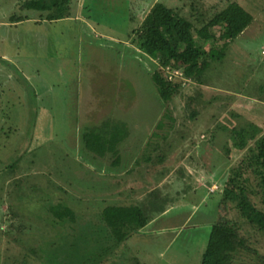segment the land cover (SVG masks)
<instances>
[{
	"label": "rangeland",
	"instance_id": "rangeland-1",
	"mask_svg": "<svg viewBox=\"0 0 264 264\" xmlns=\"http://www.w3.org/2000/svg\"><path fill=\"white\" fill-rule=\"evenodd\" d=\"M155 1L179 7L192 19L197 10L209 16L212 10L207 9L216 4L223 8L233 0H73L71 15L58 20L32 7L42 0H0V264H23L33 247L41 252L47 247L51 264H57L65 247L77 258L91 254L92 264L111 255L103 252L110 244L103 233H96L97 241L90 245L79 238V225L53 224L52 205L69 198L90 233L103 228L96 213L105 206L133 201L143 207L149 223L114 248V264H202L212 227L220 218V194L211 193L220 185L207 182L209 176L223 175L224 150L233 143L227 128L245 129L247 123L260 121L264 129L262 104L237 91L244 70L261 59L264 0H237L254 15L253 26L245 32L253 39L240 36L226 53L223 70L212 68L211 80L201 89V104L191 103L188 96L198 94L190 87L165 103V110L149 75L159 64L154 57H143L132 43L143 11ZM13 16L25 19L13 23ZM87 62L91 69L85 78ZM164 70L171 78L180 73ZM220 95L223 99L213 101ZM167 109L169 115L162 119ZM192 111L198 113L195 118L190 117ZM118 123L129 130L117 146L119 153L93 159L95 154L82 142L83 129L99 128L110 137ZM152 133L168 135L167 140L152 137L162 141L159 152L166 161L156 167L144 158L145 164L134 173H117L134 163ZM243 151H231L232 164ZM152 158L159 162L158 155ZM119 180L123 187V180L135 187L123 188ZM230 215L239 221L237 213ZM70 225L78 236L64 235L62 244L52 242L57 234L72 232ZM256 237L251 234V243L263 254L264 238ZM28 261L39 264L32 255ZM244 264L254 263L247 259Z\"/></svg>",
	"mask_w": 264,
	"mask_h": 264
},
{
	"label": "trees",
	"instance_id": "trees-1",
	"mask_svg": "<svg viewBox=\"0 0 264 264\" xmlns=\"http://www.w3.org/2000/svg\"><path fill=\"white\" fill-rule=\"evenodd\" d=\"M42 1L44 2L32 4V7L36 10L43 8L42 10L48 11L49 20H58L71 15L73 0ZM193 2L197 4L195 0ZM178 8L171 7L161 1H155L146 11H143L145 15L142 23L133 33L135 36L133 43L140 49L142 56L146 58L154 57L159 64H156L155 69L149 72V75L150 81L155 85L158 98L164 104V110L166 109L165 103L171 102L178 95L189 91L190 87L194 88L198 94L197 96L193 94L188 96L192 100L191 103L201 104V94L204 96L201 89H205L206 82L211 80V75L214 73L212 68L213 71L218 73L223 70L222 65L225 62L226 53L230 52V47L236 43L240 36L250 38L248 35L245 36V32L255 22L253 13L248 11L237 0L229 1L223 8L216 4L215 8L207 9V12L212 10V14H209V16H207L208 13L197 10V14L192 13V19L182 14ZM12 19L13 22H20L25 18L13 16ZM261 35H264V31ZM219 43L222 46L217 47ZM263 48L264 42L261 47V55L259 56L261 59H259L257 65H250L244 70L240 79L241 82H239L237 87V91H240L243 95L254 97L257 101L256 103L262 104V107H264ZM249 55L247 54V57ZM218 64L220 65L218 66ZM167 67L172 70L178 69L180 73L173 74L171 78V76L164 74V68ZM249 79H252L250 85H248ZM222 95L216 96L213 101L223 99ZM241 97L246 98L244 96ZM168 113V109L164 111L162 119L163 117L167 118ZM197 114V112L194 114L192 111L190 117L193 115L192 118H195ZM172 120L175 121L174 118ZM160 122H163V120ZM259 123L261 122L259 121ZM259 123L252 122L246 125L250 133L254 134L252 138L251 136L249 137L250 133L246 134L247 128H227L231 135L229 138L230 145L231 141L233 143L230 147L227 145L224 150L227 155L223 175L217 179L209 176L207 182L208 185L213 183L220 185L221 189L211 192L220 194V218L212 227L202 264H244L247 259L254 264H264V253L261 254L258 248L253 246L251 243L252 239H250L251 234L264 238V129ZM157 125V127H161L160 124ZM222 128L225 129L224 126ZM170 130L171 128H168L166 131ZM97 131L99 133L102 130L90 127L88 129L84 128L82 131V142L85 148L95 154L93 159H102L107 152L111 154L119 153L117 150L118 144L129 135V130L126 129L125 123H118L113 126L109 131L110 137L103 132L97 134ZM149 136L145 139V145L142 144V152L133 158L134 163L121 170L115 169L117 173L122 174L121 172L127 169L126 176L134 173L138 167H143L142 165L145 164L144 158L147 165L151 164V166H156L158 163L161 164L166 161L163 160L164 156H161L160 153L162 151V141L154 140L152 137L159 138L160 136L162 140H167L168 135L158 134L155 136L152 133ZM212 140H214V137ZM235 148L244 151L239 160L232 164L233 158L230 153ZM124 152L126 153V151ZM155 155H158L157 159L159 162L153 160L152 156ZM228 160H230L229 165L227 164ZM208 166L207 168L210 171L214 164ZM114 177L117 180L121 178L117 174ZM121 183H124L125 186H121L119 180L118 185L123 188L131 189L135 187L133 182L126 183L123 180ZM64 192L68 193L65 190ZM67 201L69 203L58 200L52 205L50 210L52 214L50 215L53 217V224L64 221L76 224V229L80 227L79 238L90 245L93 240L94 242L97 241L96 233H103L110 243L106 249L103 247V252L111 251L112 254L108 253L107 258L106 256L101 257V259L98 258V264H114L118 251V249L114 248L118 245L121 246L128 235L145 228L150 221L144 214L141 205L139 206L133 201L130 203L129 200H126L125 203L129 202V205L121 203L120 205H109L100 209L96 215L101 220L100 222L98 221V225H102L100 227L103 228H100L99 231L93 230L91 235L87 228L84 229V222L81 221L78 215L80 213L76 211V208L69 205L70 203L72 204L73 200L69 198ZM77 205L76 203L75 206ZM232 212L238 214L239 221L231 218L230 214ZM14 215L19 218L21 214L15 213ZM78 225L79 227H77ZM70 229L72 232L62 235L57 234L56 239L53 240L52 238V242L62 244L66 236H78L73 234L76 231L75 227L70 225ZM50 237L48 236L46 241H49ZM73 252L69 249V252L66 253V247L61 249V255L58 258L54 257L57 264H86V259L90 263V259L93 260L94 258L91 254H88L90 257L86 254V257L80 255L77 258L76 255L74 256L76 252ZM31 253L26 254L21 263H29L28 260L31 255L37 259L39 264H51L54 261V259L49 260L52 254L47 247H44L43 252L33 247ZM83 258L86 259L83 260Z\"/></svg>",
	"mask_w": 264,
	"mask_h": 264
},
{
	"label": "crops",
	"instance_id": "crops-1",
	"mask_svg": "<svg viewBox=\"0 0 264 264\" xmlns=\"http://www.w3.org/2000/svg\"><path fill=\"white\" fill-rule=\"evenodd\" d=\"M78 1H80V0H75V3L74 4H78ZM83 2H84V0H82ZM133 1V0H132ZM134 1H138V2H140V0H134ZM107 2H109V0H107ZM79 7H81V6H79ZM79 7H78V5L76 6V12H78L79 13V11H78V9H79ZM144 13H143V17H142V20H143V18H144ZM132 17V16H131ZM131 17H128L129 19H132ZM14 23V22H13ZM12 23V24H13ZM133 43V42H132ZM132 45V44H131ZM133 46V45H132ZM97 47H95V46H92L91 47V50H94V51H98L97 49H96ZM133 48H136V49H138L137 51H139L140 49L139 48H137V47H135V46H133ZM96 54V53H95ZM6 56L7 55H4V57H5V60H7L8 58H6ZM4 57H2V59H4ZM8 57V56H7ZM8 61V60H7ZM127 62V61H126ZM130 63L132 64V63H134L133 61H128V65H130ZM120 64V63H119ZM135 64V63H134ZM91 69V67H90V62L88 63H86L85 64V66H84V77L86 78V76L89 74V70ZM118 74H119V78L121 77V75H120V72H119V68H118ZM84 83V82H83ZM81 88H82V85H81ZM131 166V165H130ZM128 172V169L127 170H124V171H122L121 173L122 174H126Z\"/></svg>",
	"mask_w": 264,
	"mask_h": 264
},
{
	"label": "built area",
	"instance_id": "built-area-1",
	"mask_svg": "<svg viewBox=\"0 0 264 264\" xmlns=\"http://www.w3.org/2000/svg\"><path fill=\"white\" fill-rule=\"evenodd\" d=\"M263 52H264V48H263Z\"/></svg>",
	"mask_w": 264,
	"mask_h": 264
}]
</instances>
